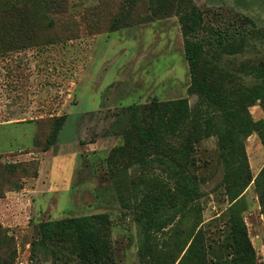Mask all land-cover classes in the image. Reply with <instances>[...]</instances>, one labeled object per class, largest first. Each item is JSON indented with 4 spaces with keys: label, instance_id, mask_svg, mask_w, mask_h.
Listing matches in <instances>:
<instances>
[{
    "label": "rangeland",
    "instance_id": "374dc122",
    "mask_svg": "<svg viewBox=\"0 0 264 264\" xmlns=\"http://www.w3.org/2000/svg\"><path fill=\"white\" fill-rule=\"evenodd\" d=\"M190 1L205 11L197 37L206 41L207 69L230 84H255L250 70L264 64L262 0H244L246 8L237 0H0V264H81L69 245L53 243L51 255L33 252L39 224L99 213L109 215L106 243L116 264H179L198 235L206 247L200 264H227L232 256L221 247L228 240L230 203L219 137H204L201 130L218 114L188 92L179 10ZM220 41L244 50L215 55ZM184 97L192 115L170 143L182 147L192 126H199L187 170L200 182L202 197L154 233L145 254L136 204L155 185L173 182L157 164L144 169L119 157L108 160L125 144L116 121L130 105ZM250 112L255 121L264 119V102ZM62 116L57 144L44 151ZM244 144L251 170L259 161L264 166L258 134ZM239 199L256 264H264V215L253 186Z\"/></svg>",
    "mask_w": 264,
    "mask_h": 264
},
{
    "label": "trees",
    "instance_id": "16d2710c",
    "mask_svg": "<svg viewBox=\"0 0 264 264\" xmlns=\"http://www.w3.org/2000/svg\"><path fill=\"white\" fill-rule=\"evenodd\" d=\"M237 2L246 8L247 1ZM204 15L205 11L193 1L185 9L179 10V22L185 40L184 52L191 76L188 92L198 95L208 110L212 109L218 114L207 117L201 130L204 137H219L220 158L230 203L226 211L228 240L221 247L222 250H229L232 256L227 264H256V250L249 236L239 197L248 187L253 186L261 214L264 215V166L257 175L253 174L244 144L245 139L256 132L264 147V119L255 121L250 112V107L258 100L264 102V64L251 68L250 74L257 82L245 88L236 83L230 84L226 76L207 69L208 62L204 58L207 52L206 41L197 37L204 28ZM220 44V51L215 55H233L244 50V46L237 42L224 45L220 41ZM191 115L189 99L184 97L170 102L130 105L121 110L116 121L117 126L124 127L125 144L113 149L108 160L119 157L144 169L157 164L166 170L173 182L172 185H155L144 192L136 204L134 221L140 229V249L145 254L151 253L153 234L165 230L202 197L200 182L187 170L193 160L191 154L194 144L200 141L199 126H192L182 147L170 143V138H176L182 133ZM127 120L131 124L126 127L124 123ZM65 122L66 116H62L44 151L57 144ZM109 226L107 213L43 221L39 224V236L33 243V252L44 249L50 255L54 254L52 245L57 243L69 245L71 254L81 264H116L106 243ZM205 254V244L198 235L179 264H184L192 257L196 259L194 264H200Z\"/></svg>",
    "mask_w": 264,
    "mask_h": 264
},
{
    "label": "crops",
    "instance_id": "0c3cea01",
    "mask_svg": "<svg viewBox=\"0 0 264 264\" xmlns=\"http://www.w3.org/2000/svg\"><path fill=\"white\" fill-rule=\"evenodd\" d=\"M261 153H263V151H261ZM262 166H263L262 161L257 162V165L255 168L252 166L253 172H255V174H258Z\"/></svg>",
    "mask_w": 264,
    "mask_h": 264
}]
</instances>
